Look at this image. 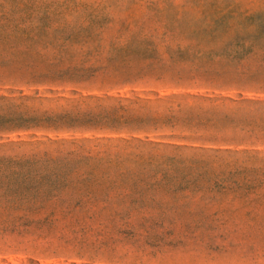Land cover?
<instances>
[{"label": "rangeland", "instance_id": "rangeland-1", "mask_svg": "<svg viewBox=\"0 0 264 264\" xmlns=\"http://www.w3.org/2000/svg\"><path fill=\"white\" fill-rule=\"evenodd\" d=\"M0 264H264V0H0Z\"/></svg>", "mask_w": 264, "mask_h": 264}]
</instances>
